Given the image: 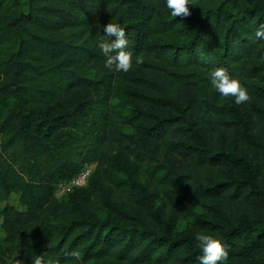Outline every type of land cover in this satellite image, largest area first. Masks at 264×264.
Instances as JSON below:
<instances>
[{"label": "trees", "instance_id": "1", "mask_svg": "<svg viewBox=\"0 0 264 264\" xmlns=\"http://www.w3.org/2000/svg\"><path fill=\"white\" fill-rule=\"evenodd\" d=\"M191 3L173 17L165 0H0V259L199 264L204 230L223 264H264V0ZM111 19L133 52L126 73L98 48ZM215 67L249 100L221 96Z\"/></svg>", "mask_w": 264, "mask_h": 264}, {"label": "clouds", "instance_id": "2", "mask_svg": "<svg viewBox=\"0 0 264 264\" xmlns=\"http://www.w3.org/2000/svg\"><path fill=\"white\" fill-rule=\"evenodd\" d=\"M191 0H165V6L173 17L187 16L190 14ZM103 37L99 38L98 48L103 54L107 67H115L117 71L128 72L133 67V52L129 49V41L126 37V29L119 22L112 19L103 26ZM104 37H111L106 39ZM115 37V38H113ZM255 39L264 42V24H260L255 31ZM143 62V56H135V63ZM209 82L212 87L223 97H234L236 104H242L249 100L247 87L241 83L239 77L231 74L225 67H215L210 71ZM202 254L197 256L199 264H223L228 259V250L222 239L211 231H198L195 234ZM71 255L78 257L76 250ZM32 264H56L51 258L45 260L37 255Z\"/></svg>", "mask_w": 264, "mask_h": 264}, {"label": "rangeland", "instance_id": "3", "mask_svg": "<svg viewBox=\"0 0 264 264\" xmlns=\"http://www.w3.org/2000/svg\"><path fill=\"white\" fill-rule=\"evenodd\" d=\"M77 103H78V100H76V102L73 105ZM115 110L118 112H121L122 115H126L128 113V109L126 108L124 109L123 106L120 105L119 103L115 105ZM124 129L126 132H130V129L128 127H124ZM238 146H239L240 151H242L248 158H251L253 156V153L249 148H247L241 143ZM7 203H9L10 205H12L13 207L19 210H23V207L21 206L19 202V195L17 194H13ZM5 205H6V202L0 203V211L4 208ZM1 222H2V219L0 217V238L2 239L4 238L5 235L1 228ZM17 262L18 261H16V259L13 256H9V255L5 256L4 259L3 258L0 259V264H16Z\"/></svg>", "mask_w": 264, "mask_h": 264}, {"label": "built area", "instance_id": "4", "mask_svg": "<svg viewBox=\"0 0 264 264\" xmlns=\"http://www.w3.org/2000/svg\"><path fill=\"white\" fill-rule=\"evenodd\" d=\"M93 167V165L87 166L76 176L60 182L56 187V198L62 199L73 192L74 189L86 186V184L88 183V179L93 171ZM16 264L20 263L17 262Z\"/></svg>", "mask_w": 264, "mask_h": 264}]
</instances>
